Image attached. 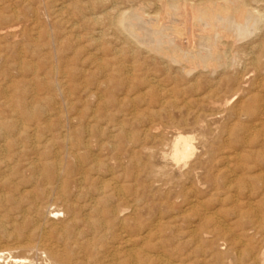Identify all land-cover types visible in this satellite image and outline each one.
<instances>
[{
    "label": "rangeland",
    "instance_id": "1",
    "mask_svg": "<svg viewBox=\"0 0 264 264\" xmlns=\"http://www.w3.org/2000/svg\"><path fill=\"white\" fill-rule=\"evenodd\" d=\"M208 1L0 0V15L9 17L0 20H6L5 23L0 22V29L8 27L17 32L15 37L0 35V115L3 112L0 117L5 116L0 118V122L18 118L16 121L29 123L18 114L21 99L17 90L25 89L26 97L38 94L40 98H48L52 103L60 105H63V97L66 96L71 106L70 116L74 119L73 122L85 123L86 115L94 110L89 94L95 92L101 97L99 99L102 106L96 112L98 123H119L127 136V140L117 138L114 141V154V151H105V154L103 152L99 155V160L103 159L100 160L101 164L105 165L102 167L100 164L102 169L99 167L98 172L94 171L89 175L96 180L94 184L106 185L113 178L118 188H121L120 197L116 199L105 187L101 199L105 201L100 202L98 208L101 211L105 208L119 211L121 222L112 226L116 222H111L102 214L97 219L106 222L108 228L105 231L91 230L94 232L92 233L87 227L82 229L78 225L77 229H81L82 237L79 236L73 247L69 243L74 253H71V262L77 258V264H126L125 253L120 249L112 250L120 231H126L125 235L140 247L134 246L140 256L138 258H142H137L135 264H249L251 261L252 264H264V0H243L245 11L243 9L240 12L238 3L242 0ZM204 2L208 3L207 6ZM193 4L195 8L192 7ZM178 10H181L180 13ZM192 12L194 20L190 24L188 15ZM117 14L120 17L118 22L114 19ZM12 16L17 20L13 22ZM92 17H102V20L92 23ZM8 20L12 22V26ZM189 24L195 25L191 26V36H197L192 38L194 45L188 39ZM184 26L187 28L186 40L183 37L181 42L175 40L176 30ZM97 31L101 32L100 37ZM49 36L55 39V49L46 41ZM205 39H208L209 45ZM166 42L177 44L179 50L176 45L173 50L172 44ZM115 51L116 55L113 54ZM18 59L29 64L38 74V79L45 84L43 90L34 88L30 73L17 65ZM91 59L103 63L105 73L88 66ZM50 67L58 73L49 75ZM118 68L132 69L130 74L133 80L118 86V79L123 80L121 72L115 70ZM137 70L144 75L141 77L136 73ZM70 71L71 76L68 74ZM60 73L66 74V84L59 89ZM144 79L157 81L158 88H145V85L140 84ZM50 84H54V88ZM12 87L16 88L12 90ZM125 87L130 89L129 92L135 93L132 96L133 103H128L125 99ZM3 88L6 89V94L1 91ZM156 90L163 91L168 96H163L166 98L160 101L165 104L162 108L150 98V93ZM123 99V105L118 104ZM43 102L40 107L42 111L47 110ZM129 112L134 115L133 119ZM193 117L198 119V123ZM177 133L193 138V154L182 163L172 161L168 155V146H165ZM160 136L163 138H159ZM10 149L9 153H13L11 156L22 164L24 157L16 156L14 149ZM3 176L5 177L0 170V179ZM4 187L0 184V194L11 197L13 191ZM93 188L88 189L90 193L82 190L83 194L80 195L85 196H78L81 202L79 205L88 199L87 194H91ZM19 189L21 190L20 186L17 187ZM27 189L34 190L32 187L25 188ZM35 190L42 189L36 187ZM74 191L71 187L67 193ZM17 203L20 204L0 200V249L11 250L19 259L33 260L32 264H44L45 255L38 251L41 242L36 235L39 234L38 231L34 230L31 211L25 202ZM49 203L57 205L55 201ZM189 204L192 207L188 208ZM129 205L134 207L128 208ZM23 214L29 219L28 226L22 223ZM60 215L54 218V222L58 223L63 219ZM91 217V220L96 218ZM109 222L111 223L107 224ZM256 222L260 225L262 223L259 226L263 228ZM128 227L129 230H126ZM53 238L54 235L49 241L54 242Z\"/></svg>",
    "mask_w": 264,
    "mask_h": 264
},
{
    "label": "bare ground",
    "instance_id": "2",
    "mask_svg": "<svg viewBox=\"0 0 264 264\" xmlns=\"http://www.w3.org/2000/svg\"><path fill=\"white\" fill-rule=\"evenodd\" d=\"M163 1V0H162ZM208 1V0H206ZM239 1V0H238ZM245 1V0H244ZM44 2V1H43ZM42 2V3H43ZM160 2V1H159ZM184 2V0H183ZM182 2V3H183ZM209 2V1H208ZM180 3V2H179ZM202 3V2H201ZM200 3V4H201ZM205 3V2H204ZM215 3V2H214ZM227 3V2H226ZM235 3V2H234ZM198 4V3H197ZM206 4V3H205ZM208 4V3H207ZM207 4L205 6H207ZM211 4H213L211 2ZM225 4V3H223ZM238 10L239 12L242 11L244 9V3L243 0L242 2L238 3ZM43 5V4H41ZM113 5V4H112ZM164 5V4H163ZM161 5V6H163ZM199 5V4H198ZM229 5V4H228ZM148 6V5H147ZM178 6V5H176ZM181 6V5H179ZM197 6V5H196ZM202 6V5H201ZM215 6V5H212ZM221 5H219L218 8H220ZM227 6V5H226ZM225 6V7H226ZM233 6V5H232ZM231 6V7H232ZM235 6V5H234ZM6 7V6H5ZM189 7V6H188ZM194 7V4L192 6ZM204 7V5H203ZM209 7V5H208ZM216 7V6H215ZM216 7V8H217ZM132 8V7H131ZM187 8V7H186ZM191 8V7H190ZM200 8V7H199ZM207 8V7H205ZM223 8V7H222ZM222 8L220 10H222ZM248 8V7H246ZM197 9V8H196ZM202 9V8H201ZM231 8H229L230 10ZM235 9V7H234ZM161 10V9H160ZM203 10H205L203 8ZM210 10V9H209ZM208 10V11H209ZM216 10V9H215ZM218 10V9H217ZM219 10V11H220ZM224 10V9H223ZM226 10V9H225ZM236 10V9H235ZM143 11V10H142ZM179 11V10H178ZM181 11V10H180ZM179 11V13H180ZM193 11V9L191 10ZM233 11V9H232ZM237 11V10H236ZM234 11V13L236 12ZM245 11V9H244ZM250 11V10H249ZM163 12V11H162ZM202 12V11H201ZM221 12V11H220ZM248 12V11H247ZM45 13V12H44ZM117 13V12H116ZM129 13V12H128ZM138 13V12H137ZM182 13V12H181ZM196 13V12H195ZM198 13V11H197ZM212 13V12H211ZM230 13V12H229ZM183 14V13H182ZM187 14V13H186ZM199 14V13H198ZM197 14V15H198ZM204 15L206 13H203ZM232 14V13H231ZM230 14V15H231ZM238 14V13H236ZM241 14V13H240ZM243 14V13H242ZM105 15V14H104ZM127 15V14H126ZM138 15V14H137ZM136 15V16H137ZM185 15V14H184ZM196 15V16H197ZM210 15V14H209ZM227 15V14H226ZM233 15V14H232ZM263 15V14H262ZM6 16V15H4ZM16 16V15H15ZM114 16V15H113ZM124 16V15H123ZM135 16V15H134ZM155 16V15H154ZM190 17V24L193 23L194 20V15L193 12L190 13V15H188ZM235 16V15H234ZM115 17V16H114ZM125 17V16H124ZM123 17V18H124ZM143 17V16H142ZM147 17V16H146ZM185 17V16H184ZM239 19L240 16L238 15ZM9 18V17H8ZM8 18H4L3 15H0V20H4V19H8ZM126 18H128L126 16ZM125 18V19H126ZM176 18V17H175ZM173 18V19H175ZM228 18V17H227ZM233 18V17H232ZM252 18V17H250ZM257 18V16H256ZM261 19V17H259ZM258 18V19H259ZM101 19L102 17H92L90 18V22L95 23L98 22V20ZM116 22H118L120 20L119 15L117 14V16L114 18ZM153 19V18H152ZM168 19V18H167ZM180 19V18H179ZM184 19V18H182ZM254 19V18H253ZM259 19V20H260ZM13 22L16 19V17L12 16L11 19ZM176 20V19H175ZM9 21V20H8ZM124 21V20H122ZM192 21V22H191ZM210 21V20H209ZM263 21V20H262ZM1 23L3 21H0ZM6 22V20H5ZM3 22V23H5ZM10 22V21H9ZM153 22V20H152ZM169 22V21H167ZM245 22V21H244ZM254 22V21H253ZM260 22V21H259ZM12 22H10L9 24H11ZM17 23V22H16ZM19 23V22H18ZM125 23V22H124ZM123 23V24H124ZM135 23V22H134ZM233 23V22H232ZM241 23V22H240ZM239 23V24H240ZM256 23V22H255ZM7 24V23H6ZM5 24V25H6ZM147 24V23H146ZM172 26L173 24L170 23ZM189 24V25H190ZM8 25V24H7ZM15 25V24H14ZM168 25V24H167ZM193 25V24H192ZM188 26V33H189V38L191 39V42L194 41L192 38L193 37H197V36H191V28L194 26ZM241 25V24H240ZM12 26V24H11ZM135 26V25H134ZM159 26V25H158ZM175 26V25H174ZM192 26V27H191ZM211 26V25H210ZM237 26V25H236ZM72 27V26H71ZM136 27V26H135ZM134 27V28H135ZM146 27V26H145ZM235 27V26H234ZM3 28V27H2ZM175 28V27H173ZM238 27H236L237 29ZM131 29V28H130ZM176 29V28H175ZM203 29V28H202ZM215 29V28H214ZM232 29V28H230ZM133 30V28H132ZM143 30V29H142ZM141 30V31H142ZM127 31V30H126ZM151 31V30H150ZM176 35L174 36L175 40H179L181 42V38H185L187 37L186 35V31L187 28L186 26L179 28L178 30H176ZM247 31V30H246ZM245 31V32H246ZM98 32V31H97ZM125 32V31H124ZM130 32V31H128ZM133 32V31H132ZM148 32V31H147ZM159 32V31H158ZM169 32V31H168ZM202 32V31H201ZM259 32V31H257ZM175 33V32H174ZM172 33V34H174ZM199 33V32H198ZM17 34V32L15 30H12L10 28H6V29H0V35L3 36H12L15 37V35ZM96 34V33H95ZM132 34V33H131ZM140 34V31H139ZM144 34V33H143ZM203 34V33H202ZM243 34V33H242ZM47 35V34H46ZM99 37L101 35V32L99 31L98 34ZM136 35V34H135ZM141 35V34H140ZM157 35H159L157 33ZM164 35V34H163ZM171 35V34H170ZM196 35V33H195ZM230 35V34H228ZM139 36V35H138ZM161 36V34H160ZM205 36V34L203 35ZM207 36V35H206ZM209 36V35H208ZM214 36V35H213ZM254 36V35H253ZM11 37V38H12ZM173 37V36H172ZM199 37V36H198ZM0 38L2 39V37L0 36ZM45 38V37H44ZM76 38V37H75ZM148 38V37H147ZM166 38V37H165ZM202 38V37H201ZM204 38V37H203ZM246 38V37H245ZM248 38V37H247ZM0 39V40H1ZM4 39V38H3ZM134 39V38H133ZM170 39H172L170 37ZM209 39V38H208ZM207 39V40H208ZM13 40V39H12ZM96 40V39H95ZM98 40V39H97ZM135 40V39H134ZM142 40V39H141ZM147 40V39H146ZM151 40V37H150ZM154 40V39H153ZM186 40V38H185ZM198 40V38H197ZM196 40V41H197ZM205 39V42L208 41ZM210 40V39H209ZM219 40V39H218ZM217 40V41H218ZM14 41V40H13ZM48 41V45L51 44V46L55 49V39L53 37H48V39L46 40ZM144 41V40H143ZM183 41V40H182ZM195 41V42H196ZM211 41V40H210ZM172 42V41H171ZM175 42V41H174ZM179 42V43H180ZM184 42V41H183ZM226 42V41H225ZM167 44H170V42H166ZM194 42H192L193 44ZM210 43V42H209ZM161 44V43H160ZM166 44V45H167ZM172 46L171 48L173 49L176 45L177 49L180 48L179 46H177V44L173 45L174 43H171ZM170 44V45H171ZM183 44V43H182ZM181 44V45H182ZM206 44V45H207ZM216 44V43H215ZM219 44V43H218ZM224 44V43H223ZM222 44V45H223ZM29 45V44H28ZM148 45V44H147ZM162 45V44H161ZM164 45V44H163ZM169 45V46H170ZM180 45V44H179ZM194 45V44H193ZM204 45V44H202ZM209 45V44H208ZM212 45V44H211ZM127 46V45H126ZM174 46V47H173ZM188 46V43H187ZM220 46V45H219ZM136 47V46H135ZM191 47V46H190ZM221 47V46H220ZM227 47V46H226ZM244 47V46H243ZM141 48V47H139ZM149 48V47H148ZM152 48V47H151ZM170 48V49H171ZM214 47H211V49ZM156 49V48H155ZM165 49V48H164ZM171 49V50H172ZM176 49V48H175ZM173 49V50H175ZM188 49V48H187ZM192 49V47H191ZM239 49V48H238ZM149 50V49H148ZM179 50V49H178ZM210 50V49H209ZM120 51V50H119ZM213 51V50H212ZM118 52V50H117ZM166 53V52H165ZM173 53V51H172ZM183 53V52H182ZM192 53V52H191ZM116 55V51L113 53ZM132 54V53H131ZM164 54V53H163ZM168 54V53H167ZM180 54V53H179ZM237 54V53H236ZM251 54V53H250ZM177 55V54H176ZM174 55V56H176ZM190 55V54H188ZM210 55V54H209ZM212 55V54H211ZM157 56V55H156ZM172 56V55H171ZM180 56V55H179ZM177 56V59L178 57ZM191 56V55H190ZM76 57V56H75ZM165 57V55H164ZM163 57V59H164ZM242 58V57H241ZM253 58V57H252ZM169 59V57H168ZM173 59V58H172ZM215 59V58H214ZM19 60V59H18ZM171 60V59H170ZM189 60V59H188ZM184 62V61H183ZM193 62V61H192ZM218 62V61H217ZM225 62V61H224ZM254 62V61H253ZM179 63V62H178ZM190 63V62H189ZM200 63V62H199ZM194 64V63H193ZM19 68L27 73H30L31 76V80L33 81V86L34 88L36 87L38 89V91H40L39 89L43 90V88H45V84L44 82H42L41 80L38 79V74L33 71V69H31V67L29 66V64H25L23 63V61L18 62ZM113 65V64H112ZM181 65V64H180ZM198 65V64H197ZM231 65V64H230ZM88 66L92 67L93 69L100 71L101 73L104 72L105 73V65H103V63H101L99 60L97 61V59H91L88 62ZM179 66V65H178ZM187 66V65H186ZM217 66V65H216ZM111 67V66H109ZM113 67V66H112ZM111 67V68H112ZM142 67V65H141ZM184 67V66H183ZM190 67V66H189ZM219 67V66H218ZM107 68V67H106ZM110 68V71H112V69ZM114 68V67H113ZM123 68V67H122ZM134 68V67H132ZM139 68V67H138ZM188 68V67H187ZM25 69V70H24ZM140 69V68H139ZM182 69V68H181ZM196 69V68H195ZM201 69V68H200ZM216 69V67H215ZM220 69V68H219ZM218 69V70H219ZM93 70V71H95ZM118 70V72H121V78L123 80H119L118 79V86H122V83H125L129 80H133V78L131 77L130 72L131 70H123V69H115ZM114 70V71H115ZM142 70V69H141ZM140 70V71H141ZM189 70V69H188ZM212 70V69H211ZM264 70V69H263ZM84 71V70H83ZM113 71V72H114ZM234 71V70H233ZM58 73V71L56 69H53L52 67L49 68L48 70V74L51 76H54ZM95 73V72H94ZM138 73V70L137 72ZM142 73V72H141ZM71 76V71L68 73ZM141 77L144 74H140ZM66 74H61L60 73V77H59V82H58V88L59 87H63L66 83H65V76ZM137 76V75H136ZM140 77V76H139ZM147 76H145L146 79ZM118 78V77H117ZM136 78V77H135ZM145 79L143 80V82H140L141 85H145V88H148L149 90L152 88H155L158 83H156L155 81H153L152 79L145 81ZM148 79V78H147ZM245 79V78H244ZM9 84V83H7ZM14 84V83H13ZM10 85V84H9ZM47 85V84H46ZM5 86V85H4ZM15 86V85H14ZM49 86H51L52 88H54V84H50ZM94 86V85H93ZM147 86V87H146ZM97 87V86H96ZM129 87V86H128ZM125 87V99L128 101V103L132 102V100H134V98H132V96H134L132 92H129V88ZM246 87V86H245ZM16 88V87H12V90ZM101 88V87H100ZM123 88V87H122ZM144 88V89H145ZM158 88V87H156ZM60 89V88H59ZM6 89L3 88V90H1L2 92H4L6 94V91H4ZM89 90V89H88ZM92 90V89H91ZM100 90V89H99ZM160 90H162L160 88ZM19 93V97L21 100L19 103V117H22L23 119H25L26 121H29V123H21L19 121H16L17 119H10V121H5V122H0V170L1 173L3 175H5V177L3 176L2 179H0V184H2V187L5 186L8 189H10V191H13L14 194H10L11 197L8 196H4L3 194H0V200H10V201H14L16 202V204H20L17 202H25L26 206H28L27 208H29V210L31 211L32 217H33V225L35 227L34 230L38 231L39 234H36L38 237H40V242H41V248L38 249V251H40L41 253H43L45 255V260H44V264H77V258L72 262H71V253L72 252V247L75 245L74 243L80 238L82 237L80 234L81 233V229H77V226L80 225L81 228H88L91 230H101V231H105L107 230V226H106V222H104L103 220H98L99 216H101L102 214H104L106 216V218H108L111 222L115 223V224H111L112 226L114 225H119V223L121 222L120 214H118L117 211H115L114 209L111 208H105L102 211L98 210L99 206H100V202L103 196V189L105 187H107L109 190V192H111L113 197H116V199H118L120 197V189L118 188V186L115 184V182L113 181V178H111L110 180H108V183L106 185H102V183L100 184H94V180L92 179L89 175H91L90 173L96 171H99V167L102 165L100 161L102 158H100L99 160V155H101V153L105 151H114L113 154L115 153V149H116V145H115V140L117 138H121V140H127V136L126 134L123 133L122 130V126L119 123H115V124H101L98 123V119H96L98 116H96V112L97 110H101L102 106L100 103V99L101 97H99V95L97 93H91L89 94L94 103V110H91L89 112V114H87V118H86V122L85 123H78L75 124L73 122L74 119H71V106L68 103L66 96L63 97V105H60L59 103H52L51 100L47 99H42L39 97L38 94H33L31 96H27L26 97V90L25 89H19L17 90ZM60 91V90H59ZM14 92V91H13ZM137 92V90H136ZM16 93V92H15ZM89 93V92H87ZM123 93V92H121ZM241 93V92H240ZM12 94V93H11ZM60 94L62 95V93L60 92ZM100 94V93H99ZM161 94V95H160ZM235 95V94H234ZM233 95V97H234ZM9 96V95H7ZM13 96V95H12ZM16 96V95H14ZM88 96V95H87ZM150 98L153 100H155V102H157L159 108H162L164 102H160L163 98L165 99L166 96L164 94V92H160L159 90L152 91L150 93ZM166 96V97H163ZM11 97V96H10ZM12 98V97H11ZM124 98V97H123ZM139 98V96L137 97ZM136 98V99H137ZM122 99V98H121ZM125 99L121 100L118 102V104H122V101H124ZM135 99V100H136ZM169 99V98H168ZM66 100V102H65ZM18 101V102H19ZM44 101V102H43ZM165 101V100H163ZM167 101V100H166ZM169 101V100H168ZM3 102V101H1ZM8 102V101H7ZM44 103V105L47 106V110L42 111L40 109L42 103ZM126 102V101H125ZM170 102V101H169ZM222 102V101H221ZM71 103V102H70ZM168 103V102H167ZM166 103V104H167ZM4 104L5 100H4ZM17 104V103H16ZM15 104V105H16ZM125 104V103H124ZM169 104V103H168ZM208 104V102H207ZM8 105V104H7ZM123 105V104H122ZM130 105V104H128ZM172 102L171 105L172 106ZM175 105V103H174ZM105 106V105H104ZM165 106V104H164ZM169 106V105H168ZM126 107V106H125ZM128 107V106H127ZM126 107V108H127ZM130 107V106H129ZM2 108V105H0V109ZM106 108V107H104ZM133 108V107H132ZM225 108V107H224ZM17 109V108H16ZM128 110V109H127ZM132 110L131 112H135L134 109H130ZM137 110V109H136ZM171 110V109H170ZM241 110V109H240ZM5 111V110H3ZM18 111V110H17ZM126 111V109H125ZM218 111V110H217ZM222 111V110H221ZM225 111V110H224ZM10 112V111H9ZM129 112V113H131ZM196 112V111H195ZM216 112V111H215ZM220 112V111H219ZM236 112V111H235ZM3 115V112H1ZM14 113V111H13ZM16 113V112H15ZM234 114V112H232ZM238 113V112H237ZM236 113V114H237ZM243 113V112H242ZM17 114V113H16ZM15 114V115H16ZM77 114V113H76ZM75 114V116H76ZM135 114V113H134ZM200 114V113H199ZM217 114V113H216ZM0 115V116H1ZM192 115V114H191ZM206 115L207 114H203ZM210 115V114H208ZM221 115V114H220ZM10 116V115H8ZM18 116V115H17ZM16 116V117H17ZM129 116V115H128ZM216 116V115H215ZM237 116V115H235ZM241 116V115H240ZM237 117V118H240ZM5 117V116H3ZM0 117V118H3ZM78 116H76L77 118ZM132 119L134 118V115L131 113L130 116ZM162 117V116H161ZM192 117V116H191ZM195 117H198L197 115ZM204 117V116H203ZM208 117V116H207ZM219 117V116H218ZM245 117V116H244ZM9 118V117H7ZM6 118V119H7ZM194 118V117H193ZM210 118V117H208ZM236 118V117H235ZM79 119V117H78ZM199 119V117H198ZM198 119L194 118V120L197 121L198 123ZM14 120V121H13ZM81 119H79L78 121H80ZM83 120V119H82ZM193 120V121H194ZM1 121V119H0ZM21 121V120H20ZM77 121V120H76ZM195 121V122H196ZM209 121V120H208ZM81 122V121H80ZM77 123V122H76ZM196 125V124H195ZM198 127V126H197ZM202 127V126H201ZM200 127V128H201ZM171 128V127H170ZM165 129V128H164ZM202 129V128H201ZM202 132V131H201ZM11 134V135H8ZM162 134V133H160ZM164 135V134H163ZM162 136V135H161ZM159 137V138H163V137ZM118 139V140H119ZM158 139V138H157ZM156 139V140H157ZM192 137L188 136V135H184L181 133H177L174 135V137L168 142H166L165 146H168V155L171 158L172 161H174L175 163H182L185 162V160L187 158H189L192 154H193V148H192ZM117 140V141H118ZM166 140V139H165ZM205 140V139H204ZM168 141V140H166ZM202 141V140H201ZM160 143H163L160 141ZM16 146V147H15ZM164 147V146H162ZM13 148L14 153H16L15 155H20L22 157H24V160L22 162V164L17 163L16 159L13 158L9 153V149ZM145 148V147H144ZM147 149V148H145ZM11 150V149H10ZM140 150V149H139ZM155 151V150H153ZM151 152V151H149ZM10 154V155H9ZM111 154V153H110ZM109 155V154H108ZM15 156V157H16ZM113 156V155H111ZM149 156V155H147ZM19 157V156H18ZM115 157V155H114ZM150 157V156H149ZM148 157V158H149ZM203 158V156H202ZM103 160V159H102ZM114 160V159H113ZM19 162V161H18ZM101 164V165H100ZM105 165V164H104ZM102 165V167L104 166ZM109 165V164H108ZM107 168V166H105ZM98 169V170H97ZM100 169H102L100 167ZM106 170V169H105ZM108 170V169H107ZM109 171V170H108ZM107 172V171H106ZM96 174V173H95ZM100 174V173H99ZM27 175V176H26ZM93 175V174H92ZM171 175V174H170ZM187 175V174H186ZM103 176H105L103 174ZM102 176V177H103ZM94 178V177H93ZM97 179V178H96ZM102 179V178H100ZM99 180V179H98ZM101 181V180H100ZM106 181V180H105ZM150 181V180H149ZM156 181V180H155ZM96 182V180H95ZM99 182V181H98ZM103 182V180H102ZM133 183V182H132ZM149 184V183H148ZM155 184V183H154ZM20 186L21 190H17V187ZM4 187V188H5ZM27 187H32L34 190L30 191V190H25V188ZM36 187L41 188L42 190H35ZM74 188V192L73 193H67L69 188ZM91 187H94L92 189V193L91 194H87L89 195L87 198V200L84 201V203L82 205H79V200H78V196L82 193V190H87ZM135 187V186H134ZM151 187V186H150ZM162 188V187H161ZM6 189V188H5ZM17 190V191H15ZM3 191V190H2ZM5 192V191H4ZM86 192V191H85ZM89 192V191H88ZM67 193V194H66ZM87 193V192H86ZM85 193V194H86ZM90 193V192H89ZM83 194V193H82ZM110 194V193H109ZM150 195V194H149ZM85 196V195H84ZM84 196H81V198H84ZM79 197V198H80ZM106 197V196H105ZM118 197V198H117ZM104 198V197H103ZM111 198V197H110ZM83 200V199H81ZM50 201H55L57 205H52L53 203H49ZM105 201V200H104ZM6 202V201H5ZM83 202V201H82ZM81 203V202H80ZM192 203V202H191ZM50 204V205H49ZM105 204V203H104ZM11 206V205H10ZM9 206V207H10ZM20 206V205H19ZM131 205L127 206L128 208ZM131 207H134L131 206ZM192 207V205L188 206ZM195 207V206H194ZM17 208V207H15ZM14 208V210H16ZM20 208V207H19ZM13 209V207H12ZM18 209V208H17ZM26 209V208H25ZM23 209V211L25 210ZM101 209V208H100ZM122 209V208H120ZM124 210V208H123ZM205 210V209H204ZM7 211V210H6ZM22 211V213H23ZM28 211V210H26ZM187 212V211H186ZM136 213V212H135ZM139 212H137L136 214H138ZM185 213V212H184ZM8 214V213H7ZM25 214V212H24ZM23 214V215H24ZM30 214V213H29ZM61 214L60 216H62V220L58 223L54 222V218L57 217V215ZM94 219H90L89 217L91 216ZM22 216V215H21ZM135 216V215H134ZM91 217V218H92ZM248 217V216H247ZM254 217V216H253ZM98 218V219H97ZM250 218V216H249ZM255 218V217H254ZM56 219V218H55ZM107 219V220H108ZM258 219V218H257ZM223 220V219H222ZM250 220V219H248ZM252 220V218H251ZM251 220L249 222H251ZM124 221V219L122 220ZM159 221V220H158ZM111 222L107 223L110 224ZM141 222V221H140ZM254 222V221H253ZM17 223V222H16ZM22 223L24 225L29 224V219L24 215L23 219H22ZM127 223V222H126ZM151 223V222H150ZM147 223V224H150ZM156 223V222H155ZM257 223V222H256ZM32 224V223H31ZM122 224V223H121ZM125 224V222H124ZM128 224V223H127ZM125 224V225H127ZM130 224V223H129ZM135 225V223H133ZM137 224V223H136ZM220 224V223H219ZM258 224V223H257ZM123 225V224H122ZM121 225V226H122ZM132 225V226H134ZM260 225V223L258 224V226ZM261 225H263L261 223ZM260 225V226H261ZM15 226V225H14ZM25 226V227H27ZM120 226V227H121ZM128 226V225H127ZM136 226H140V225H136ZM155 226V225H154ZM172 226V225H171ZM194 226V225H193ZM198 226V225H197ZM220 226V225H219ZM223 227V225H221ZM226 226V225H225ZM259 226V227H260ZM130 227V226H129ZM128 229L126 230H129ZM145 227V226H144ZM147 227V225H146ZM157 227V226H156ZM195 227V226H194ZM221 227V230H222ZM229 227V226H228ZM231 227V226H230ZM249 227V226H248ZM16 228V226H15ZM18 228V227H17ZM110 228V227H109ZM113 228V227H112ZM111 228V229H112ZM116 229V227H114ZM122 228V227H121ZM137 228V227H136ZM153 228V227H152ZM216 228V227H215ZM232 228V227H231ZM230 228V230H231ZM257 227H255L256 230ZM263 228V227H260ZM20 229V226H19ZM22 229V228H21ZM28 229V228H26ZM118 229V228H117ZM123 229V228H122ZM133 231V228H130ZM139 228H137L138 230ZM143 229V228H142ZM145 229V228H144ZM148 229V228H147ZM200 229V228H199ZM220 229V228H219ZM225 229V228H224ZM249 229V228H248ZM253 229V228H252ZM30 230V229H29ZM87 230V229H86ZM120 230V229H119ZM140 230V229H139ZM151 230V229H150ZM192 230V229H191ZM216 230V229H215ZM218 230V229H217ZM226 230V229H225ZM229 230V229H228ZM254 230V231H255ZM259 230V228H258ZM33 231V230H31ZM35 231V232H36ZM83 231V230H82ZM24 232V231H23ZM28 232V231H27ZM92 232V231H91ZM135 232V231H134ZM193 232V231H192ZM204 232V231H203ZM217 232V231H216ZM226 232V231H223ZM229 232V231H228ZM248 232V231H247ZM94 233V232H92ZM110 233V232H109ZM126 231H120L118 238H117V242L114 243L112 245V250L116 251L118 249H120L122 252L125 253V263L126 264H135V262H137V258L140 257L138 256V252L137 250H135L134 246L135 241H133L132 239H130L128 236L125 235ZM129 233L132 234V232L129 231ZM140 233V232H139ZM155 234V232H153ZM160 233V232H159ZM205 233V232H204ZM208 233V232H207ZM221 233V232H220ZM255 233V232H254ZM116 234V233H115ZM112 234V235H115ZM138 234V233H137ZM141 234V233H140ZM148 234V233H147ZM152 234V233H150ZM157 234V233H156ZM193 234V233H192ZM224 234V233H223ZM226 234V233H225ZM232 234V233H231ZM20 235V234H19ZM18 235V236H19ZM23 235V234H22ZM54 235V242L49 241L50 237ZM84 235V234H83ZM90 235V234H89ZM88 235V236H89ZM108 235V234H107ZM134 235V234H133ZM142 235V234H141ZM207 235V234H206ZM252 235V234H251ZM17 236V235H16ZM101 236V235H100ZM99 236V237H100ZM209 236V235H208ZM241 236V235H240ZM31 237V236H30ZM35 237V236H34ZM98 237V236H96ZM113 237V236H112ZM111 237V239H112ZM137 237V235H136ZM53 238V239H54ZM84 238V237H83ZM91 238H94V236H92ZM107 238V237H106ZM133 238V237H132ZM148 238V237H147ZM231 238V237H229ZM242 238V237H241ZM38 239V238H37ZM52 239V240H53ZM87 239V238H86ZM85 239V240H86ZM90 239V238H89ZM99 239V238H98ZM240 239V237H239ZM70 240H72V242H70ZM82 240V239H81ZM92 240V239H91ZM141 240V239H140ZM185 240V239H184ZM241 240V239H240ZM74 241V242H73ZM84 241V240H83ZM101 241V240H100ZM233 241V240H232ZM237 242V241H236ZM235 242V243H236ZM72 244V247L70 249V244ZM81 245V242H79ZM83 243V242H82ZM87 243V241L85 242V244ZM148 243V242H147ZM231 243V242H230ZM234 243V241H233ZM241 243V242H240ZM32 244V243H31ZM74 244V245H73ZM84 244V243H83ZM95 244V243H94ZM93 244V247H94ZM141 244V243H140ZM225 244V243H224ZM237 244V243H236ZM234 244V245H236ZM77 245V244H76ZM79 245V244H78ZM77 245V246H78ZM89 245V242L88 244ZM146 245V244H145ZM38 246V245H37ZM84 246V245H83ZM138 244L135 246L137 247ZM144 246V245H143ZM233 246V245H232ZM110 247V246H108ZM147 247V245H146ZM231 247V246H230ZM234 247V246H233ZM27 248V247H26ZM75 248V247H74ZM73 248V250H75ZM78 249V247H76ZM90 248V247H89ZM92 248V247H91ZM95 248V247H94ZM99 248V247H98ZM103 248V247H102ZM140 248V247H137ZM80 249V248H79ZM88 249V248H86ZM96 249V248H95ZM232 249V247H231ZM236 249V247H235ZM19 250V249H18ZM24 250V249H23ZM32 250V249H31ZM100 250V249H99ZM98 250V251H99ZM139 250V249H138ZM37 251V250H36ZM76 251V250H75ZM119 251V250H118ZM32 252V251H31ZM77 252V251H76ZM80 252V251H79ZM91 252V251H90ZM89 252V253H90ZM28 253V252H27ZM84 253V251H83ZM87 253V252H86ZM92 253V252H91ZM95 253V252H94ZM123 253V254H124ZM140 253V252H139ZM142 253V252H141ZM140 253V254H141ZM74 254V253H73ZM78 254V253H77ZM99 254V253H98ZM104 254V253H103ZM111 254V253H110ZM151 254V253H150ZM246 254V253H245ZM244 254V255H245ZM83 255V254H82ZM96 255V254H95ZM101 255V254H100ZM118 255V254H116ZM146 255V254H145ZM238 255V254H237ZM88 256V255H87ZM90 256V255H89ZM88 256V257H89ZM119 256V255H118ZM159 256V255H158ZM17 257V256H16ZM12 253L11 250H7V249H0V264H18V263H23V264H32L33 260H28V259H19L18 257L16 258ZM76 257V255H75ZM96 257L98 258V256L96 255ZM95 257V258H96ZM104 257V256H103ZM101 257V258H103ZM110 257V256H108ZM107 257V258H108ZM114 257V256H113ZM116 257V256H115ZM151 257V256H150ZM160 257V256H159ZM86 258V257H85ZM94 258V259H95ZM96 258V259H97ZM100 258V259H101ZM118 258V257H117ZM124 258V257H123ZM158 258V257H157ZM252 258V257H251ZM254 258V257H253ZM255 258H257L255 256ZM74 259V258H72ZM95 259V260H96ZM109 259V258H108ZM107 259V260H108ZM139 259V258H138ZM142 259V258H140ZM139 259V260H140ZM151 259V258H150ZM248 259V258H247ZM246 259V261H247ZM161 260V259H160ZM159 260V261H160ZM257 260V259H256ZM255 260V261H256ZM88 261V258H87ZM94 261V260H93ZM119 261V260H117ZM143 261H145L143 259ZM254 261V262H255ZM37 262V261H36ZM90 262V260H89ZM142 262V261H141ZM158 262V261H155ZM163 262V261H162ZM165 262V259H164ZM253 261H251L250 263L252 264ZM82 264V262H80ZM95 263V261H94ZM106 263V261H105ZM120 263V262H119ZM124 263V262H123ZM143 263V262H142ZM148 263V262H146ZM160 263V262H159ZM249 263V264H250ZM258 263V262H257ZM39 264V263H38ZM85 264V263H84ZM87 264V263H86ZM97 264V263H96ZM108 264V262H107ZM111 264V263H110ZM259 264V263H258Z\"/></svg>",
    "mask_w": 264,
    "mask_h": 264
}]
</instances>
